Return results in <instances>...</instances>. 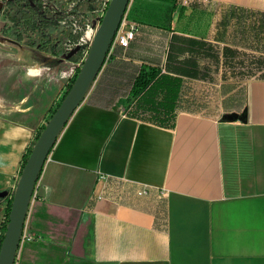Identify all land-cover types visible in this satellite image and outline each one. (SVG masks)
I'll return each instance as SVG.
<instances>
[{"label": "crops", "instance_id": "1", "mask_svg": "<svg viewBox=\"0 0 264 264\" xmlns=\"http://www.w3.org/2000/svg\"><path fill=\"white\" fill-rule=\"evenodd\" d=\"M212 7L264 26V0L130 1L135 38L147 32L154 41L156 28L168 30L202 39L217 57L198 56L208 75L183 80V104L166 125L129 115L127 91L106 108L86 98L36 184L15 264H264V78L221 90L231 84L223 73L255 71L250 57L264 53L224 43L215 25L206 36L180 29L184 15ZM225 48L237 53L233 61L225 63ZM29 68L16 77V97L4 92L11 96L0 101V236L23 157L67 84L47 73L37 83L41 76L28 77ZM213 73L222 81L221 104L233 97L245 122H222L224 108L219 117L199 113L191 84ZM130 184L163 189L158 208L126 195Z\"/></svg>", "mask_w": 264, "mask_h": 264}, {"label": "trees", "instance_id": "2", "mask_svg": "<svg viewBox=\"0 0 264 264\" xmlns=\"http://www.w3.org/2000/svg\"><path fill=\"white\" fill-rule=\"evenodd\" d=\"M51 1L0 0L4 20L2 34L11 33L18 41L30 39L32 35H35L34 40L30 42L31 46L40 49L45 48L55 59L68 56L71 48L77 44L81 36V31L73 28L74 21L70 20L71 16H74L83 6L88 10H93L94 4L99 0H93L94 2L68 0L67 5L63 4V0L54 1L59 6L56 13L51 12L49 8ZM70 2H74V6L68 12ZM62 21H65L64 25L61 24ZM59 27L68 30L62 38L54 36V32L56 29L58 31ZM149 36L151 34L144 33L141 37L132 40L127 48L118 45L111 46L87 103L106 108L113 99L127 91L125 110L129 115L149 119L159 125H166L173 119L177 110L182 106L185 97L183 80L204 79L208 75L199 70L198 56L206 54L217 57L216 52L209 48L207 42L202 39L176 34L170 37L168 30L156 28L154 41ZM82 52L83 50L80 49L75 55ZM236 54L234 50L225 48L223 53L225 63L233 61ZM250 58V64L254 65L255 71L251 68L248 72L237 73L241 77L239 81H245L252 77L264 78V57L252 56ZM73 59L74 56L69 58L70 61ZM51 63L52 66H55L59 62L53 60ZM231 73L236 74L235 72ZM227 75L228 73H223V81H227ZM74 79L66 84L60 99L50 109L46 123L66 96ZM232 89L231 84H226L221 88L224 95ZM222 106L226 111L225 114L240 113L243 109L242 105L233 102L231 96L224 100ZM44 128L45 125L37 133L32 146L24 155L22 170ZM117 183L119 186L122 185L120 182ZM128 188L126 195L129 193L130 196L136 194L137 187L135 185L130 184ZM13 197L14 194L6 202L5 220L1 227L0 248L9 221ZM2 199L3 195L0 193V201ZM140 199L144 201L145 207L150 210H153L152 208L155 206L158 208L157 204L161 201L153 195Z\"/></svg>", "mask_w": 264, "mask_h": 264}, {"label": "rangeland", "instance_id": "3", "mask_svg": "<svg viewBox=\"0 0 264 264\" xmlns=\"http://www.w3.org/2000/svg\"><path fill=\"white\" fill-rule=\"evenodd\" d=\"M52 0L50 7L57 4ZM93 1V0H90ZM86 2V1H84ZM106 0H99L96 4L97 8L101 11L103 4ZM68 0H63V4L67 5ZM60 5L62 3H59ZM58 7V5H57ZM128 10V9H127ZM80 18L88 16L89 10L83 6L78 12ZM127 13V12H126ZM97 15H101L100 12ZM98 16L94 17V20H98ZM92 18V16H91ZM211 25H215V31L217 36L224 40V43L231 45H238L245 47L250 51L264 53V26H258L249 15H243L235 12L229 8L212 7L210 11L193 12L190 15H184L180 20L181 30L187 33H193L197 36H206L207 30ZM257 26V27H256ZM3 27V19H0V29ZM67 29L62 27L58 28V31L54 32L55 37L62 38L67 34ZM35 38L32 35L30 39H23L18 41L11 33L3 35L0 33V101L6 102L11 95H5L4 99L2 95L4 92H9L12 96L16 97L17 88H15L14 82L19 73L24 68L35 67L41 71L39 79H35V82L40 83L42 74H49L53 79H60L59 72L63 66L64 56L55 57L47 51L45 48H37L30 45ZM38 38V37H37ZM42 43V41H41ZM251 53V54H252ZM85 51L73 55L74 59L71 61H80L85 55ZM57 60L59 63L52 66L51 62ZM246 74V73H245ZM206 82H195L191 84V94L194 97L195 104L199 113L206 116L219 117L222 115L223 106L221 104V97L219 94V86L221 84L220 75L213 73ZM231 83V86H241L243 81H238L241 77L237 73H228L226 76ZM234 82V83H233ZM20 179V178H19Z\"/></svg>", "mask_w": 264, "mask_h": 264}, {"label": "water", "instance_id": "4", "mask_svg": "<svg viewBox=\"0 0 264 264\" xmlns=\"http://www.w3.org/2000/svg\"><path fill=\"white\" fill-rule=\"evenodd\" d=\"M130 1L109 2L71 88L33 146L14 192L9 221L0 248V264H15L30 203L42 170L62 130L94 89ZM80 49L77 47L71 50L65 58L69 59ZM221 121L245 122L246 111L241 114H224Z\"/></svg>", "mask_w": 264, "mask_h": 264}, {"label": "built area", "instance_id": "5", "mask_svg": "<svg viewBox=\"0 0 264 264\" xmlns=\"http://www.w3.org/2000/svg\"><path fill=\"white\" fill-rule=\"evenodd\" d=\"M84 1H90V0H84ZM110 1L111 0H106V2L103 4L101 11L97 8L96 6L97 2H96L94 4L95 8L93 10H89L88 16L86 17L82 16V18H80L78 16V13H76L74 16H71L70 20L74 21L73 28L75 30L81 31V36L77 44L74 47H72L71 50L80 47L83 50V52L85 51L86 54L81 58L80 61H70L69 59L66 58L63 59L62 61L63 66L59 72V75L60 78L66 81L67 83L75 78L80 67L82 66L83 60L87 55L90 45L100 25L101 19L103 18ZM191 1L192 0H182V2L185 5H188L189 3H191ZM73 6H74V2H70L68 12L73 8ZM52 7L54 8H51L49 6L51 12L56 13L58 11L59 6L57 7L56 5ZM98 12H100L101 15L98 16L97 15ZM95 16H98L97 21L94 20ZM61 24L64 25L65 21H62ZM136 33H137V27L129 20L126 13L116 33L112 47L118 45L121 46L122 48H127L130 42L135 39ZM133 185L137 187L136 195L140 198H145L150 195H153L157 200L163 199L162 197L164 195V191L161 188H156L148 185H138V184H133ZM35 192L36 190H34L33 196L35 195Z\"/></svg>", "mask_w": 264, "mask_h": 264}, {"label": "clouds", "instance_id": "6", "mask_svg": "<svg viewBox=\"0 0 264 264\" xmlns=\"http://www.w3.org/2000/svg\"><path fill=\"white\" fill-rule=\"evenodd\" d=\"M41 74V71L39 68H35V67H30L27 70V76L28 77H35V76H39Z\"/></svg>", "mask_w": 264, "mask_h": 264}]
</instances>
